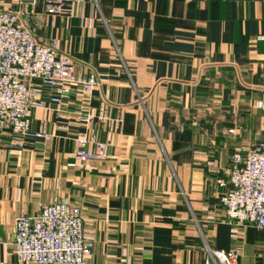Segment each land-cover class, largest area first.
Segmentation results:
<instances>
[{
  "label": "crops",
  "instance_id": "obj_1",
  "mask_svg": "<svg viewBox=\"0 0 264 264\" xmlns=\"http://www.w3.org/2000/svg\"><path fill=\"white\" fill-rule=\"evenodd\" d=\"M26 24L100 84L71 93L66 121L34 112L51 141L9 150L0 135V264H20L16 219L60 198L82 209L93 264H204L206 244L264 264V231L227 217L217 173L264 143V0H87L67 17L40 5ZM103 102L110 121L80 122ZM79 132L111 142L107 158L77 162Z\"/></svg>",
  "mask_w": 264,
  "mask_h": 264
},
{
  "label": "built area",
  "instance_id": "obj_2",
  "mask_svg": "<svg viewBox=\"0 0 264 264\" xmlns=\"http://www.w3.org/2000/svg\"><path fill=\"white\" fill-rule=\"evenodd\" d=\"M86 1L0 0V135L8 137L9 150H24L30 140L51 141L49 122L41 120L35 127L34 112L50 110L59 122L66 121L64 107L71 93L92 95L99 86L97 75L80 73L58 41L40 43L26 24L40 5L50 17H67L73 7ZM10 3L14 8L7 10ZM43 90L51 92L48 100ZM109 112L110 105L103 102L97 114L82 113L79 119L92 128L110 121ZM116 124L119 127L120 121ZM74 142V158L82 164L105 160L112 146L87 132L77 133ZM210 166L216 167V163L212 161ZM217 173L229 180L220 181L226 189L221 203L227 217L238 227L264 231V143L242 147L230 167ZM14 246L20 264H93L94 241L86 234L82 209L67 198L55 199L36 216L22 213L15 222ZM205 253L204 264H239L238 249L226 252L206 244Z\"/></svg>",
  "mask_w": 264,
  "mask_h": 264
}]
</instances>
